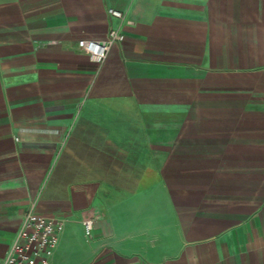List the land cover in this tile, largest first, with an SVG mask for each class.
I'll use <instances>...</instances> for the list:
<instances>
[{"label": "crops", "instance_id": "0c3cea01", "mask_svg": "<svg viewBox=\"0 0 264 264\" xmlns=\"http://www.w3.org/2000/svg\"><path fill=\"white\" fill-rule=\"evenodd\" d=\"M32 204L49 264H264V0H0V264Z\"/></svg>", "mask_w": 264, "mask_h": 264}, {"label": "built area", "instance_id": "2783aa9c", "mask_svg": "<svg viewBox=\"0 0 264 264\" xmlns=\"http://www.w3.org/2000/svg\"><path fill=\"white\" fill-rule=\"evenodd\" d=\"M109 14L118 19L123 18L120 12L113 9L109 10ZM124 38L118 29H110L104 39H80L77 46L92 62L101 64L111 47L123 42ZM83 227L85 235L90 236L93 222L86 220ZM62 232L61 220L39 215L32 204L24 214L1 264H49Z\"/></svg>", "mask_w": 264, "mask_h": 264}]
</instances>
